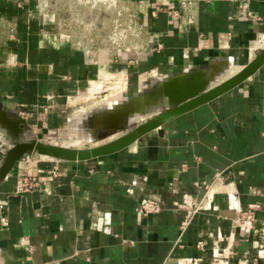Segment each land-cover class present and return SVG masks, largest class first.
I'll return each mask as SVG.
<instances>
[{
    "label": "crops",
    "instance_id": "obj_1",
    "mask_svg": "<svg viewBox=\"0 0 264 264\" xmlns=\"http://www.w3.org/2000/svg\"><path fill=\"white\" fill-rule=\"evenodd\" d=\"M129 1L151 46L121 51L124 63L111 65L126 71L117 79L131 92L196 66L222 80L264 46V0ZM29 4L0 0V108L26 119L24 139L68 125L75 133L50 143L84 148L116 137L83 145L92 118L85 114L124 98L118 81L102 105L76 110L79 117L66 111L114 77L103 68L109 49L89 48L57 13L38 19ZM10 145L0 126V162ZM26 175L38 184L16 191ZM147 198L159 212L138 211ZM249 203L258 204L261 234L237 226ZM189 205L197 211L180 228ZM0 264H264V64L115 152L79 161L23 156L0 183Z\"/></svg>",
    "mask_w": 264,
    "mask_h": 264
},
{
    "label": "water",
    "instance_id": "obj_2",
    "mask_svg": "<svg viewBox=\"0 0 264 264\" xmlns=\"http://www.w3.org/2000/svg\"><path fill=\"white\" fill-rule=\"evenodd\" d=\"M264 64V46L236 72L219 79L210 66H196L168 74L155 84L138 87L114 106L97 109L88 121L89 142L108 141L89 147L45 143L36 137L22 138L27 126L23 117H10L0 108V126L10 136L11 145L0 162V183L15 163L25 155H45L57 160L79 161L106 155L122 149L159 127L162 122L198 104L207 102L249 78Z\"/></svg>",
    "mask_w": 264,
    "mask_h": 264
},
{
    "label": "rangeland",
    "instance_id": "obj_3",
    "mask_svg": "<svg viewBox=\"0 0 264 264\" xmlns=\"http://www.w3.org/2000/svg\"><path fill=\"white\" fill-rule=\"evenodd\" d=\"M15 4L19 5V8L26 7L29 2L30 10L32 15L34 14L38 19L48 17L49 14L57 13L62 20L64 28L77 40L89 43V48L97 51L99 48L109 49L110 57L106 63L104 70L110 74H114V77L110 78L104 85V89L101 93H96L95 97H90L88 100L80 95L74 103L67 106V113L76 110L94 109L99 105H102L100 100L101 96H104L110 89H106L108 85H114L119 76L124 78L126 71H115L111 65L117 64L121 61L124 63L123 56H119L120 52L123 53L129 49L136 48L138 52L150 51L151 48L148 40V32L145 26L139 22L137 13L132 7V3L129 0H12ZM142 9V8H141ZM53 20H59L55 15L51 16ZM47 20V19H46ZM115 35L116 39H113ZM150 39V38H149ZM120 50V51H119ZM117 70L119 68L117 67ZM142 73V72H141ZM140 73V74H141ZM93 79L98 80L99 77ZM155 83V79L151 77L145 84L149 86ZM130 84V83H129ZM122 95L125 97L130 94L132 87L125 85ZM79 94V93H78ZM124 99L122 96L118 101ZM92 105V106H90ZM73 113L71 115H73ZM77 113L74 115L76 116ZM70 115V116H71ZM78 115V114H77ZM83 116V115H82ZM85 116L91 118L92 113H86ZM79 117V115H78ZM71 126L73 124H70ZM69 125L65 128H58L53 130H30L25 133L24 137H36L45 142L50 143L53 140L62 141L66 134H74L71 132ZM81 135L82 133L79 132ZM37 138V137H36ZM98 141L83 142L84 146H88Z\"/></svg>",
    "mask_w": 264,
    "mask_h": 264
},
{
    "label": "built area",
    "instance_id": "obj_4",
    "mask_svg": "<svg viewBox=\"0 0 264 264\" xmlns=\"http://www.w3.org/2000/svg\"><path fill=\"white\" fill-rule=\"evenodd\" d=\"M113 39H116L115 35ZM160 47V44H157V48ZM39 182V179L36 175H26L19 178L16 191H24L30 188L31 186H36ZM160 203L152 198H147L143 200L139 207L138 211L144 215L149 216L155 214L160 211ZM258 208V204L256 203H249L244 209H239L238 214L236 217L237 226L240 230L245 233H250L255 231L256 233L261 234V230L257 227L255 211ZM188 211L186 212L185 218L182 221L180 228H184L191 220L194 213L197 211V207L193 205H189L187 207Z\"/></svg>",
    "mask_w": 264,
    "mask_h": 264
},
{
    "label": "flooded vegetation",
    "instance_id": "obj_5",
    "mask_svg": "<svg viewBox=\"0 0 264 264\" xmlns=\"http://www.w3.org/2000/svg\"><path fill=\"white\" fill-rule=\"evenodd\" d=\"M117 81H118V85H119V87H124L125 86V81H119L118 79H117ZM125 89V88H124ZM123 89V90H124ZM122 92L123 91H121L120 93L122 94Z\"/></svg>",
    "mask_w": 264,
    "mask_h": 264
}]
</instances>
